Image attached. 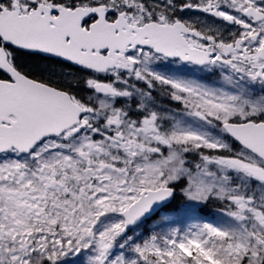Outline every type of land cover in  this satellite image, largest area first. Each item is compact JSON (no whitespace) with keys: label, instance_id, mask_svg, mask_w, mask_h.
<instances>
[{"label":"snow or ice","instance_id":"snow-or-ice-1","mask_svg":"<svg viewBox=\"0 0 264 264\" xmlns=\"http://www.w3.org/2000/svg\"><path fill=\"white\" fill-rule=\"evenodd\" d=\"M208 257L264 264V0H0V264Z\"/></svg>","mask_w":264,"mask_h":264},{"label":"rangeland","instance_id":"rangeland-1","mask_svg":"<svg viewBox=\"0 0 264 264\" xmlns=\"http://www.w3.org/2000/svg\"><path fill=\"white\" fill-rule=\"evenodd\" d=\"M206 79H208L207 77H205ZM210 260V259H209Z\"/></svg>","mask_w":264,"mask_h":264},{"label":"trees","instance_id":"trees-1","mask_svg":"<svg viewBox=\"0 0 264 264\" xmlns=\"http://www.w3.org/2000/svg\"><path fill=\"white\" fill-rule=\"evenodd\" d=\"M210 264H212V262L210 261Z\"/></svg>","mask_w":264,"mask_h":264}]
</instances>
